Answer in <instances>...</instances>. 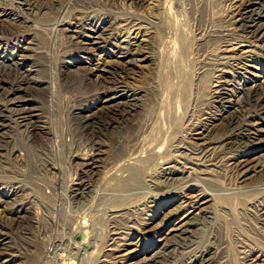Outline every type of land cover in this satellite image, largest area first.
Instances as JSON below:
<instances>
[{
	"label": "bare ground",
	"instance_id": "bare-ground-1",
	"mask_svg": "<svg viewBox=\"0 0 264 264\" xmlns=\"http://www.w3.org/2000/svg\"><path fill=\"white\" fill-rule=\"evenodd\" d=\"M168 1L101 0L107 9L105 14L92 10L93 3L89 0L24 1L31 12L41 16L42 22L50 23L48 50L56 52L58 57L56 78L51 82L37 76L45 65L40 66V58L35 54L39 42L32 25L0 24V98L4 100L0 106V169L3 170L0 262L5 257L2 264H16L21 256L16 254L17 250H23L19 248L20 242L17 243V231L30 225L29 220L35 217L30 209L35 199L24 184V176L14 172L15 165L12 166L13 158L22 157L16 164L25 167L28 155L22 152L29 149L41 158L40 155H47L48 148L57 151L58 147L65 149L67 144L71 149L74 147V152L69 153L82 160V167L75 181L64 183L60 178L54 191L61 194L69 208L81 203L88 206L83 214H65L67 217L61 224L68 226L65 228L68 237H49L42 256L23 257L26 264H89L95 254L100 255L97 264H139L135 261L144 250L140 246L142 241L159 236L154 252L168 248L174 237L188 233L207 217L219 222L243 216L264 227V194L258 186L264 176L242 185L250 175L264 174V81L256 74L259 71L264 75V0H223L227 3L225 14L214 18L216 24L207 36L195 37L198 48L215 47V52L209 50V54L203 55L204 60L199 58L200 62L204 61L203 67L200 66L203 75L211 72L213 76L207 96L210 109L202 114L199 111V116H194L193 106L198 102L197 93L191 90L192 81H185L172 93L166 92L162 84L165 82L160 79L154 78L156 82L150 88L128 84L132 68L147 69L163 61L179 69L184 67L181 60L188 57L190 38L177 19L183 12L182 4L174 0V4H168ZM122 6H147L160 12L163 18L153 16L151 21L146 16H125L120 13ZM11 16V12L0 10V18ZM98 50L100 55L95 54ZM110 54L125 59L120 68L109 67L113 64L106 61ZM35 59L40 65L30 64ZM106 73L111 75L112 88L103 86L96 92L77 94L66 108L67 130L58 136L54 105L48 98L52 97L51 90L54 96L68 93L86 87L92 77L99 83ZM12 102L15 105L9 107ZM113 102L116 104L111 105ZM184 121L187 132L179 136L177 130ZM21 125L25 127L24 136L13 137L8 133L18 132ZM104 142L113 152L110 168L100 158V146ZM94 175H98L96 181ZM163 180L173 182L170 186L175 188L164 186ZM63 187L64 194L60 192ZM109 194L115 198V205L127 201L128 207L122 215L126 219L125 238L123 231L114 226L119 222L116 214L120 211L104 210L100 206ZM178 199L181 204L177 210L180 208L183 213L182 219L171 214L150 236L137 230L138 226L157 218L162 206ZM231 220L218 223L207 245L193 250L183 264H230V251L220 234L232 226L233 222L228 223ZM102 224L107 227L105 234ZM169 224L173 228L163 231ZM162 234L166 236L164 239L160 238ZM77 237L81 239L79 242L75 240ZM237 242L242 264H264V251L252 250L241 240Z\"/></svg>",
	"mask_w": 264,
	"mask_h": 264
},
{
	"label": "rangeland",
	"instance_id": "rangeland-1",
	"mask_svg": "<svg viewBox=\"0 0 264 264\" xmlns=\"http://www.w3.org/2000/svg\"><path fill=\"white\" fill-rule=\"evenodd\" d=\"M24 1L27 2V0H0V10L12 13V16L9 18H5V17L0 18V24L6 25V26H11V25L24 26L25 24L30 23L32 25L33 32L35 33L37 40L39 42V48L37 50H35L36 51L35 54H37L39 56L40 62L37 59H35V60H30V64L33 65V62H34V64L40 63L41 65L40 64L39 65L41 67L44 64L45 67L43 65V67H44L43 70H41V72L38 73L37 76L41 80H45L46 82H51L52 79L56 78V73H57L56 70H57V64H58L57 58L58 57H57L56 52L48 50L49 49V41H50V37H51L50 36V23L42 22L41 19H39L41 16L40 15L36 16V12H33V11L31 12L27 8V6L25 5ZM42 1H47V0H42ZM89 1H91L93 3V4H91V6H92L91 8H92V10L94 9V11L96 13L98 11H99L98 13H100V14H105L107 12V9L103 5H101L102 4L101 0H97V1L89 0ZM218 1H220V2L218 3ZM222 1L223 0H174V2H180L182 4L181 12L182 11L183 12L181 14H179L177 19L179 21V24L183 23L180 25L182 26V28L184 26L183 30L186 32V34L187 33L189 34V35L188 34L187 35L190 38L188 57H187V59L181 60V62H182L181 65H183L184 67L183 66L180 67V68H182V67L185 68L186 71H184L183 68H182L183 70L179 69L178 66L172 65L171 63L168 64L166 61H163L162 64L159 63L158 65H155V66L151 65L147 69H141L140 70L137 68H132V70L129 71V75H128L129 76L128 77L129 86L131 85V86L142 87L144 85L145 86V87L143 86L144 88H148L149 85L151 86L152 83L156 82L153 80L155 78V79H160L162 82H165V84L167 82V84L165 85L164 83L160 82V80H159L160 84L162 83L164 88H167V89H165L166 92L172 93L176 89V87L178 89L181 88L185 81H188V83H190L192 81L191 85L193 87L191 86L192 87L191 90H192V92H195L193 94L196 95V93H197V96H196L197 101L196 102H198V103L194 104V106H193V109H195L194 116L195 115L199 116L204 111H208L210 109L208 97H209V93L211 92V85L210 84L213 80V76H212L211 72H209L211 75H209V73H206V72H204V75H203L202 67H203L204 63H202V62H204V61H202V62H200V61H201V59L204 60L203 55H206L205 53L208 52V54H209V50H210V52H215V51H213V49H215V47H210V48L206 47L203 50L201 48H198L199 46L197 44H195V42H196V38L198 39V37L199 38L202 36L204 37V35L207 36V34L209 33L208 31H210L213 28V26H215L216 20H214V18L218 19L222 15L225 14V12L227 10V8H226L227 3L225 1L224 2H222ZM94 2L96 3L97 7H96ZM174 2H173V0H169L168 4H174ZM183 9H185V11ZM120 10H121L120 13H122V15L127 14L125 16H128V15L132 14V15H135L138 17L139 16H146L147 18L149 17V19L151 21H153V18H154L153 16H155L154 19H158V18L160 19V15H161L160 12L158 13L154 9H151L150 7H147V6L144 8H139V7L131 8L129 6H126V7L122 6V7H120ZM154 11L157 12V16H156V13ZM162 16L163 15H161V18H163ZM156 17H158V18H156ZM179 18H181V19L179 20ZM182 20H185V21H182ZM209 27H210V29H209ZM204 32H205V34H204ZM201 33H203V34H201ZM194 40H195V42H194ZM95 54L100 55L101 51L98 50ZM199 58H201V59H199ZM124 60H125L124 58L112 56L111 54L106 57L107 63L113 62L112 65L111 64L109 65V67L111 69L112 68L113 69L120 68L121 63ZM184 60H185V63L183 62ZM164 62H166L167 64H165ZM252 65H254L257 68L261 67L258 64H252ZM160 66L163 68L160 69ZM167 66H168V68H167ZM174 66H176V68ZM200 66H202V67H200ZM262 67H263L262 70L264 71V66H262ZM174 68H175V70H174ZM171 69H173L174 72H171ZM177 71L179 73H181V71H184L186 73L182 72L181 73L182 75H181V74H178ZM165 72H167V73H165ZM199 72H200V74H199ZM174 73L177 76L174 75ZM188 73H190V74H188ZM51 74H53V75H51ZM170 74L174 75L173 79H172V76ZM256 74L259 75V78H261L262 79L261 81L263 82L264 81V75L260 74L259 71L256 72ZM167 76L169 77V82H168ZM183 76H185L186 79L184 78V80H183ZM190 76H192V77H190ZM163 77L166 78L167 80L164 79ZM174 77H176V78H174ZM193 79H194V81H193ZM95 80L96 79L94 77H92L91 81L89 82V84L86 85V87H81L79 89L71 90V92H68V93H62V94L56 93L55 96L51 90L52 97H48V98L53 102V105H54V116L55 117L52 116V118L54 117L55 121L57 120L56 128H57L58 136H61L62 130H64V131L67 130L66 126H68L69 121H68V119H66V118H68V116H67L68 114L66 113L67 112L66 108H67L68 104L75 99L77 94H87V92H89L90 90L96 92V91L102 90L103 86H107V87L112 88L111 81H110L111 75H109L108 73L103 74V77L100 79L99 83ZM173 80H175V83ZM180 81H183V82L181 83ZM145 82L146 83L148 82V83L146 84ZM170 82H172L173 85ZM193 82H194V84H193ZM168 83H170V85ZM180 84H182V85H180ZM171 85L174 87V88H172L173 89L172 91H171V87H169ZM168 88H170V89H168ZM3 104H4V100L2 98H0V106L1 105L3 106ZM12 104L15 105V103L12 102L11 104H8V106L9 107H10V105L13 106ZM114 104H116V102L111 103V105H114ZM199 111H201L200 114H199ZM15 118H16V116H15ZM54 118L52 120H54ZM184 124H185V121H184V123L182 122L179 125L180 128H179V130H177V134H179V136H182V135L184 136L187 132L186 126ZM18 130H17L18 132L9 131L8 133L13 137L24 136L25 127H23L21 125ZM58 140H61V137ZM100 147H101L100 152L102 153V157H100V158H102V160H106L107 162L104 164V166L105 167L108 166L107 168H110L109 165L111 163H113V160H112L113 156L111 155V153H113V152L110 149V145L107 144L106 142H104V143H102V145ZM58 148L59 149L57 151H55V150L51 151V149L48 148V152L46 153L47 155H44V156L40 155L41 158H38L37 157L38 154H35L34 152H32V150H30L28 148L29 151L22 152L23 154L28 155L27 156V158H28L27 163L28 164L26 165L27 167L26 166L23 167V166L16 164V163H19L21 159H23L22 157L12 159V166H13V164L15 165V166H13L14 172L18 171L17 172L18 174H21L24 176L25 179L22 177L20 179H24V184H26V187L29 189L28 192L35 199L34 203L31 205V208H30L32 210V212L35 214L34 219L32 217L33 222L31 221L32 219L29 220V222H31L30 225H28L22 229H19L17 231L18 232L17 243L20 242L19 248H22L23 250L20 251L18 249L17 253H16V250H14V252L17 255H19V256L21 255L20 257H18L16 259V264H26V261L22 260V258L26 257V256H32V257L42 256L45 249H47V247H45V244H46V241L48 240L49 237L50 238H52V237L53 238H55V237H57V238L66 237L67 238L68 235H67L66 229L68 228V226H64V223L61 224V221L66 219L65 217H67L68 215L74 214V212L77 213L78 215L83 214L85 211V208H87V206H88V205L87 206L85 205L86 206L85 207L81 203L80 205H76V204L72 205L73 208H69L68 203L65 204L66 202L62 200V197L60 196L61 194L58 192L56 195L54 189H57L56 185H57V182H59V179L61 178L60 180L64 181V183L75 181V179H76L75 175H77V171H79L78 169H80L82 167V163H83L79 157L74 158L69 153V152H71V153L74 152V150H72L74 147L71 149L67 144V147H64L65 149H62L60 147H58ZM75 150H77V149H75ZM254 158H257V156H254ZM109 161H111V162L109 163ZM2 171L3 170L0 169V176L3 175V174H1ZM61 171H62V173H60ZM58 173H60V174H58ZM97 176L98 175L93 176L94 181L97 180ZM99 176H100V174H99ZM263 176H264V174L258 175V176L250 175V177H248L247 180L242 183V185L252 184L253 182L259 180ZM0 182H2V181H0ZM172 183L173 182H169V181L166 182L163 180L162 184L164 186H169L171 189H173V188H175V186H172V185L170 186V184H172ZM259 184H260V185H258L259 190H262L263 192L262 191H260V192L262 194H264V180L260 181ZM63 188H62L63 190H60V192L62 191L61 192L62 194H64V190H65V187H63ZM101 190L103 192L104 189H101ZM101 190L99 191L100 192L99 194H102ZM96 192H98V191H96ZM257 193L261 194V193H259V191ZM101 196L102 195H99V198ZM104 200L105 201H101V205H100L102 209L112 210V211H114V210L120 211V212H118L119 215L116 214V216H118L117 221H119V222H117L114 226L119 232L123 231V233L122 232L121 233H122V235L124 234L123 238H125L126 237V228H123V227H126V224H125L126 219L122 215L124 214L123 210H126V207H128L127 201H125L121 204L115 205V198L111 194L105 196ZM180 204H181V202L178 199V200L172 201L171 203H169L167 205L162 206L157 213V218H155L154 220H150V222H148L149 225L148 224H146L145 226L140 225L142 227L138 226L137 230L139 232H141V230H142L145 232V234L147 236H150V235L156 233L158 231L156 228H159L164 222H167L171 218V216L175 215L177 217L176 219H178V220L182 219L184 216L183 213L180 212V208L177 210V208L180 207ZM1 209H3V207ZM119 216H120V218H119ZM226 220H231V218H228V219L224 218L222 221L218 222L214 219V217H207V219H204L201 222H199L196 226H193L192 229H190V231L188 233L181 235V236H178V237H174L171 240V245L168 248L161 247V249L159 248L160 250H156L155 252H154V250L157 247L155 245V242L159 239V236H154L153 238H151L152 240H147V242L142 241L140 246H141V249L142 250L144 249V250L141 254L138 255L135 262H139V264H183L192 255L193 250L199 249V248L207 245L208 240L211 239V237L215 233V228L217 227V224L218 223L221 224L222 222L225 223ZM139 221L141 222V220H139ZM232 222H233L232 226L230 228H226L225 231L220 234V237L228 245L230 255H231L230 256V260H231L230 264H242V261L239 259V254H238L237 239L241 240L243 243H245L252 250L264 251V227L263 226H258L255 224L254 220L249 221L248 217H243V216H238L236 219H234L233 221L231 220L228 223H232ZM177 223H178V221L175 222V224H177ZM57 224L60 225V227L56 226ZM172 224H174V223H172ZM114 226H111V227H114ZM101 228L105 234L107 227L104 224H102ZM172 228H173V225L169 224L163 228V231L169 232ZM56 229H58V230H56ZM222 229H223V227H222ZM36 235H37V237H36ZM39 235H41V237ZM19 236L21 238H19ZM165 237L166 236H164V234L160 235L161 239H164ZM25 238H27V239L25 240ZM29 238H30V240H32V241L34 240L35 242H29L30 241ZM170 238H171V236L168 237V239H170ZM75 240L79 242L81 239L79 237H77V238H75ZM134 242H136V241H134ZM164 243H166V242L163 241V244ZM30 244H32L33 246H31ZM35 245L37 247L36 249H34ZM25 246H26V248L24 249L23 247H25ZM157 251H158V255L155 254ZM93 257L91 260L92 262L90 261L91 263L89 262V264H97L98 260L100 259L99 254H97V255L95 254ZM3 259L5 260V257L2 258V260ZM2 260L0 262L1 264L4 261V260L3 261Z\"/></svg>",
	"mask_w": 264,
	"mask_h": 264
}]
</instances>
